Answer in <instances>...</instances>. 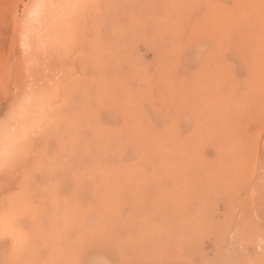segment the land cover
Returning <instances> with one entry per match:
<instances>
[{"label": "rangeland", "instance_id": "rangeland-1", "mask_svg": "<svg viewBox=\"0 0 264 264\" xmlns=\"http://www.w3.org/2000/svg\"><path fill=\"white\" fill-rule=\"evenodd\" d=\"M167 13L183 31L156 30ZM0 72V145L37 125L0 168V264L264 261V0H0ZM11 83L51 90L43 114L32 96L2 123ZM140 129L159 166L126 137L113 211L74 166H111L81 154Z\"/></svg>", "mask_w": 264, "mask_h": 264}, {"label": "bare ground", "instance_id": "bare-ground-1", "mask_svg": "<svg viewBox=\"0 0 264 264\" xmlns=\"http://www.w3.org/2000/svg\"><path fill=\"white\" fill-rule=\"evenodd\" d=\"M31 2V1H30ZM29 4V3H28ZM7 6V5H6ZM28 7V6H27ZM25 7V9L27 8ZM220 7V6H219ZM5 8V7H4ZM223 9V8H222ZM42 10V9H41ZM31 11V10H30ZM25 14V12H23ZM18 14V13H17ZM222 14V13H221ZM16 15V14H15ZM220 15V14H219ZM218 16V14H217ZM224 16V14H223ZM26 17V16H25ZM222 16L220 15V18ZM227 17V16H226ZM17 18V17H16ZM14 18V19H16ZM24 18V17H22ZM225 18V16H224ZM184 18L183 17H175L172 14H165L164 18L160 20L159 24L157 25L158 27L156 28V30L158 29V32L161 33H175L178 30H184V24H183ZM220 21V20H219ZM226 21V20H225ZM24 22L21 21L20 24ZM26 22V20H25ZM18 23V22H17ZM221 23V21H220ZM23 24V23H22ZM224 24V23H221ZM220 25V24H219ZM32 26V25H31ZM31 26H29L31 28ZM223 26V25H222ZM198 27V25H197ZM205 28V27H204ZM228 28V27H227ZM24 28H22L20 26L19 30H21V34L22 36L26 33L23 34V30ZM32 29V28H31ZM194 29V28H193ZM196 29V28H195ZM200 29V28H199ZM203 29V28H202ZM221 29V27H220ZM30 31L31 30H27ZM226 32V31H225ZM28 33V32H27ZM26 33V34H27ZM206 33V32H205ZM20 34V32H19ZM25 34V35H26ZM35 34V32H34ZM204 34V32H203ZM210 34V33H209ZM214 34V33H213ZM24 35V36H25ZM230 35V34H229ZM232 35V34H231ZM21 36V37H22ZM224 36V35H223ZM26 37H28V34L26 35ZM32 37V36H31ZM228 37V36H227ZM226 37V38H227ZM235 37V36H234ZM197 38V37H196ZM200 42V41H199ZM221 42V41H220ZM219 42V43H220ZM25 39L22 37L21 42L19 44L23 45L25 44ZM221 45V44H220ZM27 46V45H25ZM220 48V47H219ZM29 49V48H28ZM31 50V49H30ZM222 50V49H221ZM215 52V51H214ZM221 53V52H219ZM213 55V54H212ZM218 55V54H217ZM222 55V54H221ZM24 57V56H23ZM226 61V60H225ZM5 68V67H4ZM2 69V68H1ZM7 69V68H6ZM12 69V67H11ZM12 72H15L12 70ZM1 73V72H0ZM3 73V72H2ZM10 78V77H9ZM22 78V77H21ZM21 80V79H20ZM6 81V79H5ZM15 82V81H14ZM3 85V84H2ZM7 86V85H6ZM11 89H7L6 94H4L5 96L3 98H5L4 100L9 101L10 103L8 105V112L7 114H9L10 112H12L13 110H16L17 106H21L20 108H22V103L25 104L26 102H30V100H32L30 97L33 96V93L31 95V90L30 93L25 90L26 86H23V83H21V85L18 87L17 83H12L10 84ZM28 88V86H27ZM37 90V89H36ZM39 91V90H38ZM42 91V90H41ZM40 91V92H41ZM36 92V91H35ZM42 93V92H41ZM41 93H35L36 95L40 94V96H36L34 94L33 98V105L31 106L32 108H36L32 110H28L30 116L33 114L32 112L35 111V113L33 114V116L36 114L37 116H40V114H43V109L44 107H42L43 103H39V101H41V97L44 98V96H48V94H52L51 90L49 91H44L42 94ZM2 98V99H3ZM30 98V100H29ZM39 100L37 102V100ZM29 100V101H27ZM36 100V101H35ZM44 100V99H43ZM19 109V108H18ZM26 110V109H25ZM24 110V111H25ZM18 113V112H16ZM5 114V113H4ZM39 114V115H38ZM37 118L33 117L32 120H36ZM141 122H143V120H140ZM140 125V124H137ZM126 137H131L134 138L136 141V144L138 146H140L141 150H142V158L144 161L150 162L153 165H157L159 166L157 163H155L153 161L154 158V154L151 151V146H149V142H143L144 140H147L150 138V134L147 130L145 129H140L138 131H132V132H119L118 131H112V132H105L102 136V143H101V149L100 150H85V153H82L81 156L83 159L89 158V157H94L95 161L98 162V164H104L107 165L105 162L110 161V164H112L111 166H106L103 167L101 169H97V168H88L87 166L84 167V171L78 166L81 165L79 162L76 166H74V175L80 174L81 178H82V186H83V190L85 191V193L87 194H91L92 192H90V189L92 187H97L100 192L101 195L105 196V199L107 200L108 203H110V205H112V210L114 211L115 209L117 210V207L119 205L122 204V198H121V181H120V164H119V151L122 148H127L124 143V139ZM8 139V138H7ZM139 140V141H138ZM9 143V142H8ZM7 145V143H5ZM3 148V145H0ZM5 147V146H4ZM4 149V148H3ZM156 154L158 155V160L156 162H161L163 163V150H158L156 151ZM78 157V154L74 153V158L76 159ZM152 161V162H151ZM154 162V163H153ZM86 172L95 175V177H89L87 176V174H85ZM149 188H150V196H154L157 192H161V203L164 206V209L167 208L168 205V190H161L158 187H156L155 183H153L151 180L149 181ZM154 199H149V202H152ZM164 214L166 216H168L167 213L164 212ZM120 226L123 227V224L119 221ZM168 224V223H167ZM169 225V224H168ZM141 240V239H140ZM242 254V253H241ZM244 257V256H243ZM245 258V257H244ZM245 262V260H244ZM243 262V263H244Z\"/></svg>", "mask_w": 264, "mask_h": 264}, {"label": "snow or ice", "instance_id": "snow-or-ice-1", "mask_svg": "<svg viewBox=\"0 0 264 264\" xmlns=\"http://www.w3.org/2000/svg\"><path fill=\"white\" fill-rule=\"evenodd\" d=\"M70 7L77 8L80 5H71ZM29 15H35V11L29 13ZM31 90L29 86V91ZM30 99V98H29ZM16 111L13 110L8 115L5 116L4 121L2 123L8 124L15 121ZM43 121L41 120L40 123ZM36 124H33L31 128H24L22 132L13 136V138L9 141V146L4 149H0V168L9 169L13 167L18 161L24 158L27 154L29 143H30V133L36 127ZM15 131V130H14ZM262 227H264V221H262ZM261 244L264 245V240L261 241ZM262 251H264V247H262ZM78 264H124L123 261H108V260H84L78 262ZM231 264H236L235 261L231 262ZM247 264H255L254 261H248ZM261 264H264V261H261Z\"/></svg>", "mask_w": 264, "mask_h": 264}]
</instances>
